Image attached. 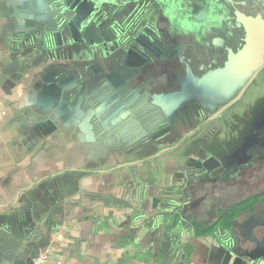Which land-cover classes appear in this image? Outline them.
I'll return each mask as SVG.
<instances>
[{"label":"crops","instance_id":"obj_1","mask_svg":"<svg viewBox=\"0 0 264 264\" xmlns=\"http://www.w3.org/2000/svg\"><path fill=\"white\" fill-rule=\"evenodd\" d=\"M102 1L126 2L64 0L55 18L52 0H0V264H31L47 249L46 264H264L263 197L230 230L202 234L236 203L224 201L234 193L223 188L222 157L190 137L198 97L192 77L177 86L164 34L180 16L176 0L162 2L172 5L168 24L151 23L131 43L115 31L104 38ZM103 81L111 92L91 106L89 96L108 92ZM144 85L155 107L118 148L96 123L110 131L129 121ZM240 178L231 186L242 196Z\"/></svg>","mask_w":264,"mask_h":264},{"label":"flooded vegetation","instance_id":"obj_2","mask_svg":"<svg viewBox=\"0 0 264 264\" xmlns=\"http://www.w3.org/2000/svg\"><path fill=\"white\" fill-rule=\"evenodd\" d=\"M163 1L165 0L160 2L162 3ZM184 1L176 0L178 4L177 12L180 16L176 17L174 29L168 32L164 30V34L167 35V37L165 35V40L168 39L173 44L172 52L176 59L174 64L176 75L174 78L177 81V86L183 89L181 82H185L187 78L192 77L191 89L199 91L213 88L211 90L213 91L218 86L217 84L223 81V77L237 79L235 76L239 77L238 75L244 72L241 75H246V79L234 95L236 96L237 94L238 96L245 87L241 95L243 97L247 88L264 68V0H187V4L190 1L193 2L191 5L192 15L190 23L185 19L188 10L180 8V4H184ZM196 5L197 8L194 9L193 7ZM161 9L165 10L162 6ZM204 13L206 15L203 18ZM179 19L183 22L181 25H179ZM163 20L161 11L159 15L157 13L154 15L151 23H154L156 28L161 23L165 24ZM254 46L256 47L254 48ZM239 54L242 55L239 56ZM247 62L251 64V71L246 69L247 67L250 68L249 65L246 66ZM258 69L257 74L249 82V79H251L249 76ZM209 78L214 82L213 85L209 82ZM238 79L240 80V78ZM197 100L194 103V110L201 114L197 117L198 121L196 126L192 128L191 135H199L202 140L207 139L210 141L213 138H217L229 126L224 125L223 122L225 117L222 116V113L225 110L211 119V116L223 108L226 102L212 112L213 109L207 108V100L200 97ZM196 150H205L204 144L199 142ZM206 150L210 151V149ZM251 151L253 154L249 153V151L248 154L244 155L220 156L224 161V166L227 168L228 176L233 177L231 179L232 182H234L236 177L240 176L242 178L245 175H250L251 170L259 167L263 162L259 159H264V157L257 158L256 152H260L264 156V130ZM252 159L253 163H249L248 161ZM262 192L264 190L254 194ZM245 199V196L242 195L239 201Z\"/></svg>","mask_w":264,"mask_h":264},{"label":"rangeland","instance_id":"obj_3","mask_svg":"<svg viewBox=\"0 0 264 264\" xmlns=\"http://www.w3.org/2000/svg\"><path fill=\"white\" fill-rule=\"evenodd\" d=\"M192 3L193 2L190 1L187 4V0H185L183 5L184 10H191ZM171 6V4L165 5V13L163 14V21L165 23L167 22V14L169 13ZM168 7L169 9H166ZM195 8H197V5L194 7V9ZM173 10L176 11V7L173 8ZM205 15L206 14L204 13L203 18ZM185 19L188 23L191 22L189 17H186ZM182 23V20L179 19V25H181ZM248 65L250 66V68L247 67L246 69H250L251 71L252 68L249 62L246 63V66ZM241 74L238 75L239 77L235 76V78L237 79H227L223 77V81L217 84L218 86L216 85L217 87L215 90L211 91L213 88H211L210 92H206L207 90H197L190 95V98H205L207 94H210L213 103L208 104V107L209 109H214L215 107L219 106V103L221 101L219 100V95L221 93H224L227 96L225 98L222 97L223 101H227L229 98L233 97L228 102H226V104H228L237 96V94L236 96L234 95L235 91L239 88V85H236V83L239 81L238 78L243 79L246 77V75ZM252 76L253 74L249 77L251 78ZM209 82L212 85L214 84L211 78H209ZM168 100H170V98L165 94H162V96L158 98V102L163 105L166 110H170L174 106ZM222 116L225 117L223 121L224 125L229 126H227V128H225V131L221 132V134L217 138L212 139V141L210 140L211 142L207 139L202 140L199 135H191L190 137H195L194 141L198 143L201 142L202 144H205L207 142L210 149L215 154H218L220 156L228 157L244 155L248 154L249 151V153L253 154L251 150L259 141L260 134L264 130V68L263 71H261L259 75H257V77L247 88V91L243 95V97H241L240 100L236 101L227 109H225V111L222 113ZM256 154L257 158L264 157L262 154H260V152H256ZM259 160L263 161H261L262 163L261 165H259V167L253 168L250 175H245L244 177L240 178V191H242V195L245 196V198H248L249 195L259 192L260 190H264V159L261 158ZM248 162L253 163V159ZM226 179L227 180H225V182H222L223 185H225L223 188L228 190L232 189L234 195L228 197V193L224 192V201H226L225 203L228 204L237 203L241 199V196L236 195L235 190L231 186L233 184V182L231 181L233 177L228 176ZM220 182L221 180L218 181V184H221ZM219 200L220 197L217 198V201ZM253 209L254 207L248 208L247 211ZM261 211L262 209L261 207H259L258 212ZM243 214L244 211L238 212L239 216H243Z\"/></svg>","mask_w":264,"mask_h":264},{"label":"trees","instance_id":"obj_4","mask_svg":"<svg viewBox=\"0 0 264 264\" xmlns=\"http://www.w3.org/2000/svg\"><path fill=\"white\" fill-rule=\"evenodd\" d=\"M160 1L161 0H126V2L122 4H117L111 1H102L101 7L103 12L107 15V18L102 21L98 28L103 31L102 33L104 34L105 39H110L115 31L116 36L120 35V39L124 40L125 43L134 42L139 34L149 29V25L151 24L154 15L161 9L162 3ZM63 3L64 0H52L53 17L57 18L65 12V5ZM124 53L125 51L120 49L114 54V60L119 67L123 65ZM101 85H103L104 90H108V92L104 95V91H99L95 93V95H98L96 98H91V96H89V98H91V101L89 100L91 106H95L102 102L111 92V87L107 81H103ZM139 92L141 98L131 109L129 121L119 124L114 130L110 131L103 129L102 127L100 128L99 122L96 123L99 136L105 140H107V138L111 139V137L115 136L119 140L118 148L124 144V140L131 135L133 128L130 124H135L139 116L145 115L155 107V103L152 100L153 93L148 85L142 86ZM175 143H177V141L169 144L173 145ZM151 144L153 145V143ZM152 154L153 152H151V155ZM263 196L264 192L251 195L245 200L239 201L233 206H230L227 209L228 212L224 215L223 220L217 222L214 226L206 228L202 231V234L215 235L218 231L230 230L232 228L231 221L233 217L242 209L244 210L251 207L252 201L255 202V200H258ZM164 206H169V204ZM175 214L176 216H179L177 211ZM166 215L167 216L165 217L168 220L170 214Z\"/></svg>","mask_w":264,"mask_h":264},{"label":"built area","instance_id":"obj_5","mask_svg":"<svg viewBox=\"0 0 264 264\" xmlns=\"http://www.w3.org/2000/svg\"><path fill=\"white\" fill-rule=\"evenodd\" d=\"M98 95H94L92 97H97ZM91 97V98H92ZM91 98H89V100L91 101ZM49 254H50V249L45 250L44 252L38 254L37 256H35L32 259L31 264H46L49 258Z\"/></svg>","mask_w":264,"mask_h":264},{"label":"water","instance_id":"obj_6","mask_svg":"<svg viewBox=\"0 0 264 264\" xmlns=\"http://www.w3.org/2000/svg\"><path fill=\"white\" fill-rule=\"evenodd\" d=\"M230 52H231V50H230ZM231 57H232V55H231ZM259 69L256 70V72L253 74V76L251 77V79L249 80V82L254 78V76L257 74V72L259 71ZM244 90H245V87L242 89V91L238 94V96L235 99H233L231 102H229L228 104H226L216 114H214L213 116H211V119L212 118H215L216 116H218L223 110H225L227 107H229L231 104H233L236 100H238L241 97V95L243 94Z\"/></svg>","mask_w":264,"mask_h":264}]
</instances>
